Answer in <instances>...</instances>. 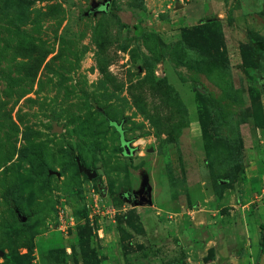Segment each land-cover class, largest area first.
<instances>
[{
	"label": "rangeland",
	"instance_id": "obj_1",
	"mask_svg": "<svg viewBox=\"0 0 264 264\" xmlns=\"http://www.w3.org/2000/svg\"><path fill=\"white\" fill-rule=\"evenodd\" d=\"M258 163L264 0H0V264H264Z\"/></svg>",
	"mask_w": 264,
	"mask_h": 264
},
{
	"label": "water",
	"instance_id": "obj_2",
	"mask_svg": "<svg viewBox=\"0 0 264 264\" xmlns=\"http://www.w3.org/2000/svg\"><path fill=\"white\" fill-rule=\"evenodd\" d=\"M126 148V146H125ZM79 169L82 173H84L89 179H93L97 176V173L94 168H88L85 165L80 164ZM125 196L128 200L135 201L138 205L144 206L149 203V195L146 190L141 193H131L126 192Z\"/></svg>",
	"mask_w": 264,
	"mask_h": 264
},
{
	"label": "crops",
	"instance_id": "obj_3",
	"mask_svg": "<svg viewBox=\"0 0 264 264\" xmlns=\"http://www.w3.org/2000/svg\"><path fill=\"white\" fill-rule=\"evenodd\" d=\"M258 172L252 173L249 178V189L251 193L255 195H261L262 188L264 187V166L263 164H257ZM262 173V174H257ZM261 177V178H260ZM264 207V204H263Z\"/></svg>",
	"mask_w": 264,
	"mask_h": 264
},
{
	"label": "trees",
	"instance_id": "obj_4",
	"mask_svg": "<svg viewBox=\"0 0 264 264\" xmlns=\"http://www.w3.org/2000/svg\"><path fill=\"white\" fill-rule=\"evenodd\" d=\"M34 60V59H33ZM35 63V61H34ZM38 65V63H36ZM35 65V67H36ZM263 222L259 224L258 229H259V237H258V251H262L264 247V211H263ZM240 263L241 264H251V259L249 255H243L240 254L239 256ZM252 264H257V262H254Z\"/></svg>",
	"mask_w": 264,
	"mask_h": 264
},
{
	"label": "built area",
	"instance_id": "obj_5",
	"mask_svg": "<svg viewBox=\"0 0 264 264\" xmlns=\"http://www.w3.org/2000/svg\"><path fill=\"white\" fill-rule=\"evenodd\" d=\"M262 193H264V190H262Z\"/></svg>",
	"mask_w": 264,
	"mask_h": 264
}]
</instances>
